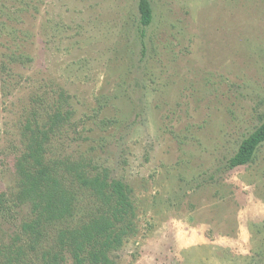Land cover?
I'll return each instance as SVG.
<instances>
[{"label":"rangeland","instance_id":"rangeland-1","mask_svg":"<svg viewBox=\"0 0 264 264\" xmlns=\"http://www.w3.org/2000/svg\"><path fill=\"white\" fill-rule=\"evenodd\" d=\"M149 1L142 45L138 0H0V264H53L18 199L42 131L48 160L130 189L114 264H264V144L226 168L264 120V0Z\"/></svg>","mask_w":264,"mask_h":264},{"label":"trees","instance_id":"trees-1","mask_svg":"<svg viewBox=\"0 0 264 264\" xmlns=\"http://www.w3.org/2000/svg\"><path fill=\"white\" fill-rule=\"evenodd\" d=\"M139 33L153 20L149 0H138ZM60 116L55 115L51 128ZM48 131L34 135L28 151L18 161L20 175V202H29L30 220L22 224L30 252L53 264H62L66 255L73 264H114L112 254L136 232V211L131 192L120 180L111 179L104 170L94 175L79 164L47 159ZM264 144V120L241 140L226 168L234 170L254 160ZM91 199L93 206L86 208L83 198ZM0 205L2 202L0 200ZM54 228V229H52ZM48 230H55V242L47 249L42 243ZM17 254L22 249L16 250Z\"/></svg>","mask_w":264,"mask_h":264}]
</instances>
